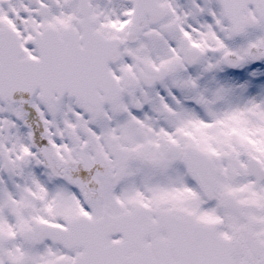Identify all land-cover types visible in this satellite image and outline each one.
<instances>
[{
    "label": "snow or ice",
    "instance_id": "obj_1",
    "mask_svg": "<svg viewBox=\"0 0 264 264\" xmlns=\"http://www.w3.org/2000/svg\"><path fill=\"white\" fill-rule=\"evenodd\" d=\"M0 264H264V0H0Z\"/></svg>",
    "mask_w": 264,
    "mask_h": 264
}]
</instances>
